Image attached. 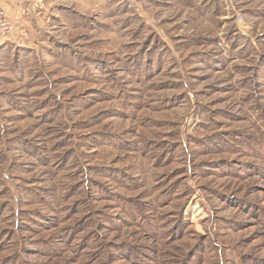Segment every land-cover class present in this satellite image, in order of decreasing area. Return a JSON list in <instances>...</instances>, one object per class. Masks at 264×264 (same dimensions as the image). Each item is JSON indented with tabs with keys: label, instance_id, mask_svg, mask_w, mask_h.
<instances>
[{
	"label": "rangeland",
	"instance_id": "rangeland-1",
	"mask_svg": "<svg viewBox=\"0 0 264 264\" xmlns=\"http://www.w3.org/2000/svg\"><path fill=\"white\" fill-rule=\"evenodd\" d=\"M27 8L0 45V264H264V0Z\"/></svg>",
	"mask_w": 264,
	"mask_h": 264
},
{
	"label": "built area",
	"instance_id": "built-area-1",
	"mask_svg": "<svg viewBox=\"0 0 264 264\" xmlns=\"http://www.w3.org/2000/svg\"><path fill=\"white\" fill-rule=\"evenodd\" d=\"M16 28L14 18L5 9L0 7V45L5 38L13 34Z\"/></svg>",
	"mask_w": 264,
	"mask_h": 264
},
{
	"label": "crops",
	"instance_id": "crops-1",
	"mask_svg": "<svg viewBox=\"0 0 264 264\" xmlns=\"http://www.w3.org/2000/svg\"><path fill=\"white\" fill-rule=\"evenodd\" d=\"M22 1H24V0H0V7L1 8H4V9H8V10H10V9H12L13 10V12H15L14 14L15 15H20L22 12L23 13H25L26 11H28L29 9L27 8V3L29 2V1H33V0H25V3H26V6H25V8H22V7H20V6H18V4L20 3H22ZM7 12V11H6ZM9 12V11H8ZM7 12V13H8ZM10 14V13H9ZM11 15V14H10Z\"/></svg>",
	"mask_w": 264,
	"mask_h": 264
}]
</instances>
